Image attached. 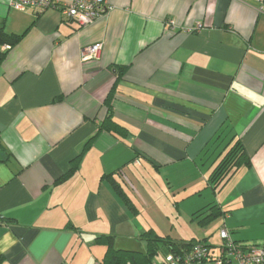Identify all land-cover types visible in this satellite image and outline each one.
Returning <instances> with one entry per match:
<instances>
[{"label":"crops","instance_id":"crops-1","mask_svg":"<svg viewBox=\"0 0 264 264\" xmlns=\"http://www.w3.org/2000/svg\"><path fill=\"white\" fill-rule=\"evenodd\" d=\"M108 2L112 10L80 27L59 10L0 0V28L26 32L0 47V264L98 262L96 238L135 212L131 189L146 200L149 172L192 211L217 204L234 241L264 243V4ZM94 44L100 56L84 61ZM113 88L112 120L125 137L101 129ZM234 138L251 165L213 189L210 174Z\"/></svg>","mask_w":264,"mask_h":264},{"label":"rangeland","instance_id":"rangeland-1","mask_svg":"<svg viewBox=\"0 0 264 264\" xmlns=\"http://www.w3.org/2000/svg\"><path fill=\"white\" fill-rule=\"evenodd\" d=\"M149 173L150 179L144 181L143 184L146 200H143L141 196L138 197L136 191L131 189V191L136 193L130 191L136 213L131 212V210L129 213L127 212L125 220L118 227L117 233L111 232L106 234L113 238L112 243L116 249L145 254L148 251V246L147 242L143 239V234L151 229L163 239L170 237L171 239H180V242L188 243L193 239L203 241L206 237L207 242L211 245H223L222 226H220V222L223 221L222 218H218L219 220H214L207 224L200 223L204 216L194 219V214L198 210L192 211L195 205L193 201L182 200L183 196L175 198V189L166 179L159 178L154 181L152 178L155 173ZM136 187H139V185H136ZM103 228H105V231H108L106 226L103 225ZM106 249V246L103 244H94L91 251H94L97 259L102 260L101 250L104 254ZM167 252L168 249L162 247L155 256L154 263L161 264ZM100 260L92 264H98Z\"/></svg>","mask_w":264,"mask_h":264},{"label":"trees","instance_id":"trees-1","mask_svg":"<svg viewBox=\"0 0 264 264\" xmlns=\"http://www.w3.org/2000/svg\"><path fill=\"white\" fill-rule=\"evenodd\" d=\"M26 32L21 34H14L4 31L3 28H0V47L5 46L7 49H13L17 46L24 36ZM8 51V50H7ZM4 52L0 49V58H2V53ZM6 52V51H5ZM119 69V68H118ZM126 73V68L122 67L117 70V80L120 81L124 77ZM115 88H113L111 94H109L106 100V107H107V117L103 121L101 125V129L107 130L109 132L115 133L119 135V137H125L127 135V130L123 126L117 124L115 121L112 120V105L111 100ZM88 147V143L85 145L84 150ZM82 153L79 154L75 160H73V165L71 171L64 175L59 181H62L64 178H67L69 174L74 171L78 163L81 159ZM251 161L249 156L247 155L241 140L234 138L233 142L230 144L228 150L225 154L221 157L218 164L212 170L210 177H209V185L213 189H223L225 184L229 181V179L233 176V174L243 166L250 167ZM111 176L105 175V178L110 179ZM113 179V178H112ZM112 186L115 187V192L123 199L125 205H127L128 209L130 208V199L128 196L123 192L121 186L117 184V182L112 180ZM130 210H132L130 208ZM222 212H220V208L215 203H210L206 207L198 210L194 214V219L198 218L199 216H204L200 223L207 224L211 223L216 220ZM112 237L107 235H99L96 238V242L98 244H103L106 246L107 251L102 259L100 264H154L155 256L159 253L162 247H166L168 249L167 254H175L179 255L185 253L190 250V248L197 244V243H207V238L202 240H195L188 243L180 242V240L171 239L167 237L163 239L160 237L154 230H149L145 234H143V239L147 242L148 251L143 254L140 252H133L127 250H120L116 249L113 246ZM237 242V241H235ZM212 246L211 244H208ZM253 245V244H252ZM257 245L264 246V243H259ZM166 257V255H165ZM165 257L162 259V263L165 264Z\"/></svg>","mask_w":264,"mask_h":264},{"label":"built area","instance_id":"built-area-1","mask_svg":"<svg viewBox=\"0 0 264 264\" xmlns=\"http://www.w3.org/2000/svg\"><path fill=\"white\" fill-rule=\"evenodd\" d=\"M256 1L264 4V0ZM11 5L18 11L32 10L37 13L56 9L80 27L95 23L112 10L108 0H11ZM197 29H201V26L198 25ZM194 30L195 28H192L188 32ZM102 47V44H94L86 48L82 59L84 61L98 59ZM221 233L222 246L215 248L207 243H197L185 253L167 254L165 264H264V246L235 242L226 227L221 228Z\"/></svg>","mask_w":264,"mask_h":264}]
</instances>
